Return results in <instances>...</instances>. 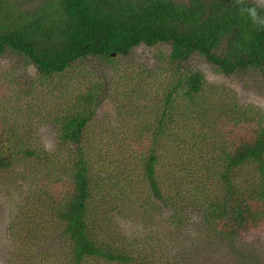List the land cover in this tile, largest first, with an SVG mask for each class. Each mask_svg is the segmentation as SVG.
<instances>
[{
  "label": "trees",
  "instance_id": "1",
  "mask_svg": "<svg viewBox=\"0 0 264 264\" xmlns=\"http://www.w3.org/2000/svg\"><path fill=\"white\" fill-rule=\"evenodd\" d=\"M18 2L0 0V56H17L42 85L139 47L159 48L165 62L145 78L136 67L104 74L83 93L66 85L73 99L54 118L56 143L0 138V173L22 152L33 157L29 176L41 178L6 228L16 264H172L165 234L192 229L252 261L241 250L264 232V116L194 63L226 78L264 74V29L234 0ZM51 93L59 107L63 94Z\"/></svg>",
  "mask_w": 264,
  "mask_h": 264
},
{
  "label": "rangeland",
  "instance_id": "2",
  "mask_svg": "<svg viewBox=\"0 0 264 264\" xmlns=\"http://www.w3.org/2000/svg\"><path fill=\"white\" fill-rule=\"evenodd\" d=\"M18 1L20 3L24 0ZM184 1L188 2L189 0ZM160 54L162 52L160 53L159 48L139 47L129 57L118 58L108 65L105 63L99 65L95 59L85 60L77 63L69 72L64 74L63 80L61 77L50 80L43 85L39 82L37 71L31 66L26 67L17 56H0V138L7 140L9 136H12L11 140L18 142V144H26L25 148H29V145L37 148L36 144H43L40 147L42 148L47 144L56 143L57 127L54 118L59 114V111L69 110L71 107L65 106V104L73 99L72 95L67 94L66 85L81 86V93H83L90 85L97 84V80H103L104 74L129 72L134 67H136L139 75L145 78L148 68H161L165 62L159 56ZM194 64L205 73L211 84L224 82L228 88L235 91L234 96L237 99L246 104L255 105L264 116L263 73L249 72V74L237 78H226L202 61ZM99 75L101 77H98ZM126 83V81H122L118 85L122 86ZM53 85L64 97L59 107H56V94L53 96L51 93ZM113 110L114 106L109 112ZM106 115L108 118L112 117L109 113ZM96 126L97 132L101 131L100 134L102 135L105 132V126L99 123ZM93 130L95 132V120ZM109 135L111 136V134ZM22 148L20 145L15 146L17 152ZM42 157H45V154H42ZM25 158L30 159L25 161ZM32 158L22 152L19 155H13L14 167L10 171L0 173V264H16L10 248V233L6 228H9V222H18L16 220L18 206L15 207V205L18 200L26 199V196L30 195L28 191L31 184L29 183L38 179L41 180L39 176H29L30 172L27 171V166L30 165L31 168ZM26 163L27 166L24 168ZM43 185L40 186L43 187ZM141 223L144 224L145 222ZM151 224L157 227L159 223L152 218ZM130 226L132 223L125 225V229ZM131 228L132 231L136 226L133 225ZM136 232L149 238L148 232L144 233L143 229ZM206 235L200 229H192L182 234L166 233L164 243L169 246L167 253L173 256L172 264H247L249 262L246 258H239L238 254L233 253L231 247L226 248L219 241L213 242ZM55 242L56 239L48 238L46 243L40 247V251ZM246 242L251 243V245L254 244L256 250L254 253L245 242L243 244L247 246L245 248L243 246V250H241V243L238 246L242 254L251 258L252 261L249 263L264 264V232L257 234L253 239H247ZM225 255L227 256L225 257Z\"/></svg>",
  "mask_w": 264,
  "mask_h": 264
},
{
  "label": "clouds",
  "instance_id": "3",
  "mask_svg": "<svg viewBox=\"0 0 264 264\" xmlns=\"http://www.w3.org/2000/svg\"><path fill=\"white\" fill-rule=\"evenodd\" d=\"M241 16H247L251 23L257 28L264 29V0H251L250 4H245V0H234Z\"/></svg>",
  "mask_w": 264,
  "mask_h": 264
}]
</instances>
